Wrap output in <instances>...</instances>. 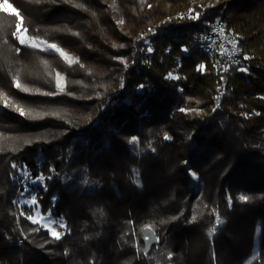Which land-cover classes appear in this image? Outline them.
<instances>
[{
  "label": "trees",
  "instance_id": "1",
  "mask_svg": "<svg viewBox=\"0 0 264 264\" xmlns=\"http://www.w3.org/2000/svg\"><path fill=\"white\" fill-rule=\"evenodd\" d=\"M210 1L0 0V264H245L259 223L264 264V0Z\"/></svg>",
  "mask_w": 264,
  "mask_h": 264
},
{
  "label": "built area",
  "instance_id": "2",
  "mask_svg": "<svg viewBox=\"0 0 264 264\" xmlns=\"http://www.w3.org/2000/svg\"><path fill=\"white\" fill-rule=\"evenodd\" d=\"M193 40L200 48L213 55L217 70H228L237 60L238 37L233 30H226L219 18H205L202 30L193 36Z\"/></svg>",
  "mask_w": 264,
  "mask_h": 264
},
{
  "label": "rangeland",
  "instance_id": "3",
  "mask_svg": "<svg viewBox=\"0 0 264 264\" xmlns=\"http://www.w3.org/2000/svg\"><path fill=\"white\" fill-rule=\"evenodd\" d=\"M212 2H213V0L210 1V3H212ZM5 3H7V2H2V5H4ZM9 9H11V8H9ZM19 38H20V40L23 39L24 43L35 46V47H40L43 49H47L49 47V44L47 42H45L44 40H41L37 37L28 35L23 28L20 29ZM43 179H44V177H39L36 180H34L33 182L42 183ZM24 181H25V178L22 179V183ZM17 198H18L19 203H25L28 205L34 204V203H32V200L34 198L33 195H31V196L26 195L25 196V193L23 192L20 195H18ZM31 219L33 221H36V222L42 224L45 228H47L49 230V232L51 234L53 231H55L58 234V236H60L64 232L65 223H64V220L62 218L56 219L50 213H42L39 210V208H34V212L31 216ZM259 237H260V223L257 224L256 229H255V235H254V239H253V243H252V253L246 259L245 264H250L253 261V259L258 255Z\"/></svg>",
  "mask_w": 264,
  "mask_h": 264
},
{
  "label": "snow or ice",
  "instance_id": "4",
  "mask_svg": "<svg viewBox=\"0 0 264 264\" xmlns=\"http://www.w3.org/2000/svg\"><path fill=\"white\" fill-rule=\"evenodd\" d=\"M0 7H3L4 10L7 11V10L11 7V5L5 3L4 5H2V6H0ZM20 42H21V44H23V43H24V40L21 39ZM49 47H51V48L55 49L56 51L60 52V55L63 56L64 59H66L69 63H74V62H75V61H73V60H72V59H71L66 53H64V52L61 51L59 48H57V46H56L55 44L49 45ZM148 51L151 52L152 49L149 48ZM201 67H202V66H201ZM240 70L246 71V69H240ZM16 86H17V87H21L19 83H17ZM56 86H57V89H58L59 91H63V90H64V89H63V80H62V78L59 76V74H57V78H56ZM24 90L27 91L28 89H24ZM5 103L8 104V103H10V101H7V100H6ZM14 107H16V106H14ZM16 110H17L21 115H26V113H25V111H24L23 108L16 107ZM133 141H134V139H133ZM35 202H36V200H35V198H33L32 203H35ZM29 219H31V217H29ZM52 235H53L54 237H57V238H58V234H57L55 231L52 232Z\"/></svg>",
  "mask_w": 264,
  "mask_h": 264
},
{
  "label": "water",
  "instance_id": "5",
  "mask_svg": "<svg viewBox=\"0 0 264 264\" xmlns=\"http://www.w3.org/2000/svg\"><path fill=\"white\" fill-rule=\"evenodd\" d=\"M145 252L148 254L151 248L158 244V236L151 227H146L142 233ZM171 259V257H170Z\"/></svg>",
  "mask_w": 264,
  "mask_h": 264
}]
</instances>
